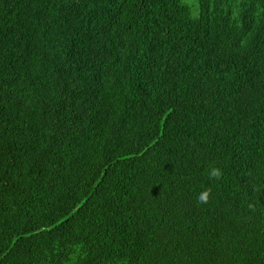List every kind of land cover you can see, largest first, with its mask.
<instances>
[{
	"label": "trees",
	"instance_id": "16d2710c",
	"mask_svg": "<svg viewBox=\"0 0 264 264\" xmlns=\"http://www.w3.org/2000/svg\"><path fill=\"white\" fill-rule=\"evenodd\" d=\"M0 264H264V0H0Z\"/></svg>",
	"mask_w": 264,
	"mask_h": 264
},
{
	"label": "clouds",
	"instance_id": "9594fccd",
	"mask_svg": "<svg viewBox=\"0 0 264 264\" xmlns=\"http://www.w3.org/2000/svg\"><path fill=\"white\" fill-rule=\"evenodd\" d=\"M211 175L218 176L219 175V170L218 169H214L212 171ZM207 198H208L207 192H202V193H200V195L198 197V200H200V201H206Z\"/></svg>",
	"mask_w": 264,
	"mask_h": 264
}]
</instances>
